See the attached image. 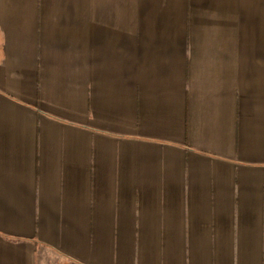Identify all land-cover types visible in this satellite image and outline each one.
<instances>
[{
    "label": "crops",
    "instance_id": "1",
    "mask_svg": "<svg viewBox=\"0 0 264 264\" xmlns=\"http://www.w3.org/2000/svg\"><path fill=\"white\" fill-rule=\"evenodd\" d=\"M0 264H264V0H0Z\"/></svg>",
    "mask_w": 264,
    "mask_h": 264
}]
</instances>
